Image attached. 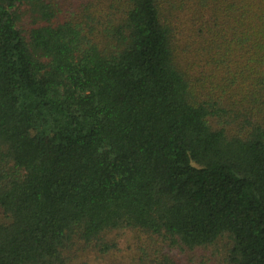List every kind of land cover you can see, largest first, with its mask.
I'll return each instance as SVG.
<instances>
[{"label":"trees","instance_id":"trees-1","mask_svg":"<svg viewBox=\"0 0 264 264\" xmlns=\"http://www.w3.org/2000/svg\"><path fill=\"white\" fill-rule=\"evenodd\" d=\"M90 261L264 264V0H0V264Z\"/></svg>","mask_w":264,"mask_h":264},{"label":"rangeland","instance_id":"rangeland-1","mask_svg":"<svg viewBox=\"0 0 264 264\" xmlns=\"http://www.w3.org/2000/svg\"><path fill=\"white\" fill-rule=\"evenodd\" d=\"M89 258H90L91 261H94L96 263L98 262L97 259L93 258V256H89ZM91 261H90L89 264H91ZM81 264H83V262Z\"/></svg>","mask_w":264,"mask_h":264}]
</instances>
